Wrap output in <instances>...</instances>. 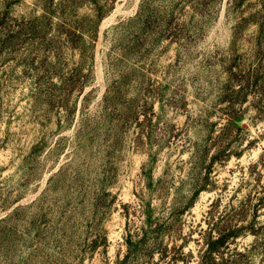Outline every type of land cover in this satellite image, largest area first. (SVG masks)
I'll return each instance as SVG.
<instances>
[{"label":"rangeland","instance_id":"1","mask_svg":"<svg viewBox=\"0 0 264 264\" xmlns=\"http://www.w3.org/2000/svg\"><path fill=\"white\" fill-rule=\"evenodd\" d=\"M221 232L264 264V0H0V264H197Z\"/></svg>","mask_w":264,"mask_h":264},{"label":"trees","instance_id":"2","mask_svg":"<svg viewBox=\"0 0 264 264\" xmlns=\"http://www.w3.org/2000/svg\"><path fill=\"white\" fill-rule=\"evenodd\" d=\"M231 75L232 81L241 80L243 82L244 80H242L243 76L241 74H236L232 72ZM244 78H246L245 75ZM228 237V234L222 232L219 233L216 237L214 235H211L207 240L208 246L202 251L197 264H232V255L230 254V257H225L223 250H231L228 242Z\"/></svg>","mask_w":264,"mask_h":264}]
</instances>
